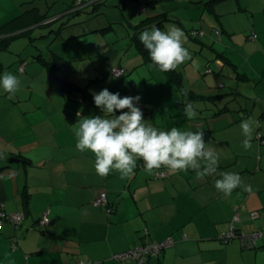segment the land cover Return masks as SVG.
<instances>
[{"label":"crops","instance_id":"crops-1","mask_svg":"<svg viewBox=\"0 0 264 264\" xmlns=\"http://www.w3.org/2000/svg\"><path fill=\"white\" fill-rule=\"evenodd\" d=\"M170 1L156 0L150 10L141 12L139 7L129 18L112 19L107 11L122 6V3L126 6L127 0H91L84 3L83 11L74 15L69 11L75 9L76 0H0V27L33 7H38L41 13L52 14L50 11H53L60 14L50 25L44 26L35 23L36 13L27 16L18 23L25 27L26 34L12 38L7 49L14 40L28 36L35 39L41 28L50 27L49 39L53 38L64 51L59 48L56 49L58 52L52 51L46 57L37 49L31 62L49 63L50 87H43L41 91L38 87H27L25 94L17 96L14 101L15 114L6 112L11 101L5 100V105H0V175L4 176L0 179V209L24 214L17 224L5 221L0 227V264H138L136 259H119L115 255L139 244L160 242L169 237L175 240L169 245L173 247H166L146 264H168L170 251L177 258L183 257L190 244L208 255L196 264H249L248 256L254 257L255 264H264V101L256 100L262 97L257 95L246 102L242 100L241 105L232 98L234 103L230 104V109L226 107L222 111L219 108L222 112L215 116H204V112L197 109L200 103L193 102L197 116L192 120L186 119V123L202 128L206 147L217 154L218 167L213 176L197 180L191 169L171 173L162 167L158 170L168 171V176L160 177L157 170L153 174L145 171L144 162L140 159L130 176L121 178L118 172L112 171L101 177L94 167V154L87 150L78 151L74 135V129L78 127L77 112L85 117L102 116L101 109L95 105L93 97L88 96L89 99L80 93V89L72 93L51 80V76H56L62 81L63 78L57 74L61 61L74 65L73 61L79 58L90 59L91 62H94V57L105 58L110 72L112 66H123L130 72L142 64H149L151 60L144 57L132 38L136 31L132 27L157 13H164L158 17H165L164 22L157 26L162 31L171 22L183 24L175 13L176 5H169ZM240 7L243 8L242 4ZM158 8L162 10L158 11ZM118 24L123 30H117ZM218 28L215 27V33L220 36ZM191 29H185L190 36ZM65 30H68L66 36L71 38H64ZM197 32L196 38L201 44L188 45L192 42L189 37L188 42L184 41L193 56L203 49L200 45H206V35H203V41L201 37L199 39L205 31ZM9 34L7 29H0V39ZM214 52L226 61H233L217 50ZM23 62L26 63L23 72L27 69H36L35 75L42 72L29 59ZM94 67L91 65L89 69L101 72L100 66ZM179 67L184 70L181 65ZM182 71L181 86H184ZM243 75L251 82L247 87H256L255 90L261 87L264 93L262 72L246 71ZM128 88L131 87L125 89L124 96L129 93ZM156 88V96L164 89L177 90L178 95L179 90L184 92L186 89L187 93H192L188 94L186 102L191 100V96L199 97L201 102L206 100L201 97L204 94L193 91L194 87ZM110 89L112 93L119 91L118 87L115 92L113 87ZM241 92L248 95L246 90ZM1 95L4 94L0 92ZM142 99L136 106L141 108L147 123L159 130H170L171 127L181 130L175 120L164 124L156 119V104L146 97ZM204 106L209 107V104ZM119 114L117 111L116 115ZM181 115L183 120V111ZM246 119L259 122V127L253 125L252 147L248 150L242 146L246 137L240 127ZM258 132L261 138L257 137ZM222 172L238 173L243 184L251 185L252 192L239 187L230 196L218 192L215 180L221 178ZM103 190L107 192L110 211L108 207L94 204ZM46 218L48 220L43 224ZM233 220H236V228L243 231L242 234H262L253 240V245L246 243L251 246H245L243 235L241 238L235 236L227 243L222 239L233 230Z\"/></svg>","mask_w":264,"mask_h":264},{"label":"rangeland","instance_id":"rangeland-1","mask_svg":"<svg viewBox=\"0 0 264 264\" xmlns=\"http://www.w3.org/2000/svg\"><path fill=\"white\" fill-rule=\"evenodd\" d=\"M147 1L127 0L126 6L122 3V6H117L114 10L107 11V14L112 19L119 17L123 19L129 18L133 12H136ZM210 1L212 0H198L197 3L192 0H171L169 2V5H176L175 13L183 20V24L171 22L168 26L174 25L180 28L186 37L184 41L188 42L187 37L192 41L187 43L188 45L201 44V42L198 43V37L190 36L185 29L193 27L190 31L193 29L199 32L205 31V33L199 35V39L201 37L202 41L203 37H205L203 35H206V45L204 47L200 45V48L202 47L203 49L198 51L197 56H193L191 50L188 49L191 59L186 60L181 65L184 69L183 71L178 67V71L161 72L158 68L152 66V61H149V64L140 65L126 76L115 77L107 70L105 58L94 57V62H91L90 59H75L73 61L74 65L63 64V61H61L57 66V74L60 78L78 84L81 87H88L91 92L95 91L96 93L105 88L112 92L110 87H113V92H115L116 87H118V93H120L121 97H124L125 94L123 92L125 89L131 87L130 89L128 88L129 93L126 96H139L141 100L146 97L152 100L156 104L154 107L156 119H160L164 124L170 122L171 119L175 120L177 121L176 126L182 127V131H198L202 129L195 128V124L186 123L187 118L184 115V119L181 120V111L184 109L186 98L188 94L192 93L189 92L185 96L184 92L180 90V95H178L177 90L164 89V91L160 90V94L156 96V87H194V92L204 94L207 97L206 100L209 107L204 110V114L207 113L210 116L215 111L220 110L219 108L229 107L231 103H234L232 98L236 99L238 90H240L239 92L244 90L248 92V95L237 98L239 100L246 102L258 95L263 99L256 98V100L264 101L262 88L257 87V90H255L256 87H247L251 82L243 78V73L246 71H250V73L257 71L258 74L260 72L264 74V0ZM182 2L183 5L181 4ZM241 4L243 8L240 7ZM146 6L150 10V6L148 4ZM50 13H53V11H50ZM59 15H55L53 18L59 17ZM209 24H212V26ZM185 25L187 28H185ZM216 26L219 27L218 30L221 33V37L218 35L219 33H215V30H217L215 29ZM162 29L167 31V28ZM50 30V27L41 28V33L37 38L20 37L11 43L10 49H0V62L2 63L0 65V76L4 72H9L16 75L20 80L19 90L11 98H9L8 93L0 91L4 94L0 96V105H5V100L12 102L10 108L6 110L7 113L15 114L14 101L18 98L17 96L21 97L25 94L27 87H38L40 91L43 90V87H50L49 63L43 61L44 64L31 62L32 58H34L33 53H37V49L38 52H43L42 54H45L44 56L46 57L52 51L58 52L56 49L60 48L59 50H62V47H59L53 41V38L49 39ZM117 30L121 31L123 28L118 24ZM253 32L257 33L256 39L250 37ZM64 33L67 34L68 30H65ZM35 34H38L37 30ZM215 34L217 36L212 38ZM258 36H260V39ZM108 39L111 40V38ZM261 39H263V42ZM185 42L184 47L187 46ZM260 45H262V48ZM216 50L233 61H226L220 54L217 56L214 52ZM62 52L64 51L62 50ZM65 56L68 57L69 55L65 54ZM25 59H29V62L35 65L34 67H40L42 72L37 73V75H35L36 69H27L26 72H20V67L23 65L22 61ZM46 61L50 62L48 58H46ZM43 65L47 66V69ZM91 65L94 69V66H100L102 68L101 72L96 71V73L93 69L90 70ZM181 71L185 77L184 86H181L183 84L179 77L181 76ZM179 80L180 84H178ZM194 99L197 103L198 99ZM252 231L248 230L251 233ZM167 247L171 248L173 246ZM186 251V254L179 258L175 257L174 253L170 251L167 263L196 264L199 259L207 258L208 256L207 253L199 251L197 246L192 244ZM127 257L135 260L132 256ZM248 259L249 264H255L253 256H248Z\"/></svg>","mask_w":264,"mask_h":264},{"label":"clouds","instance_id":"clouds-1","mask_svg":"<svg viewBox=\"0 0 264 264\" xmlns=\"http://www.w3.org/2000/svg\"><path fill=\"white\" fill-rule=\"evenodd\" d=\"M162 31L157 26L144 30L139 40L148 50L152 66L161 72L175 70L191 56L186 47L184 32L176 26H165ZM115 77H119L112 68ZM20 86V80L12 73L4 72L0 76V88L14 95ZM187 95V90H183ZM95 105L101 109L102 116H82L77 112L78 125L74 129L76 149L80 152L91 151L95 157L96 173L106 177L116 171L121 178L133 174L137 161L142 159L145 171L153 174L154 170L162 167L171 173L193 170L197 180L213 176L217 172L218 156L214 150L206 147L204 132L182 131L177 127L170 130H159L147 123L141 108L136 105L140 97L124 96L112 93L107 88L93 93ZM127 109L128 111H123ZM120 111L117 116L116 112ZM183 115L192 120L197 116L193 105L185 103ZM253 125L259 127L258 121L243 120L240 127L244 136L243 148L252 147L251 137ZM257 159H260L257 156ZM221 178L215 180V188L225 196H230L236 188L252 192L251 185H245L238 173L222 172ZM4 176L0 175V179Z\"/></svg>","mask_w":264,"mask_h":264},{"label":"trees","instance_id":"trees-1","mask_svg":"<svg viewBox=\"0 0 264 264\" xmlns=\"http://www.w3.org/2000/svg\"><path fill=\"white\" fill-rule=\"evenodd\" d=\"M91 0H86L85 2L86 3H88V2H90ZM155 1L156 0H150V1H148L146 4H148L149 6H154V3H155ZM216 0H212V1H210V2H215ZM146 4H144V5H142V6H140V11L141 12H144L146 9H147V6H146ZM85 5V4H84ZM74 7H75V9H73L72 11H69V13H71L72 15H74L75 13H77V12H79V11H83L82 9H84V6H80L79 7V5H77L76 3L74 4ZM158 11L159 10H162V9H160V8H158L157 9ZM33 13H36L37 15H38V18H37V20H36V22L35 23H40V25H42V26H44V25H50V23H52L53 22V20L52 21H49L50 19H52L53 18V16H55V15H57L56 13L54 14V13H52V14H49V13H41L40 11H38V7H33V8H31V9H29L28 11H26V12H24V13H22L21 15H18V16H16V17H13L12 19H10L9 21H7L6 23H4L3 25H1V27H0V29L1 30H6L7 29V31L9 32V33H11V34H9L7 37H5L4 39H0V49H4V48H7L8 47V45H9V43L12 41V38H14V37H17L18 35H22V34H26V30H25V27H22L21 25H18V23H20V22H23L24 21V19L27 17V16H29V15H31V14H33ZM97 15V14H96ZM162 15H164V13H157V14H155L154 16H148V17H146V18H144L143 20H141L138 24H136L134 27H132L133 29H136V31L134 32L135 34L132 36V38L134 39V41H135V43L138 45V47L140 48V50H141V52H142V54L144 55V57L148 60H151L150 59V55H149V52H148V50L147 49H145V47L143 46V44L140 42V40H139V35L142 33V30H145V29H147V30H150L151 28H152V26H159V25H161L163 22H164V18H158L159 16H162ZM92 18H94V17H91L90 19H92ZM156 18H158V19H156ZM23 19V20H22ZM35 19V18H34ZM33 19V20H34ZM57 19V18H56ZM55 19V20H56ZM33 20H31V21H33ZM55 30V29H54ZM58 32V31H57ZM198 32L197 31H194V32H192L191 31V36H193V37H197L198 36V34H197ZM252 35H256L255 37H253V39H256L257 38V33L255 32H253L251 35H250V37L252 38ZM65 36H66V34L64 33V38H65ZM68 38H71V36H69V37H67L66 36V39H68ZM23 64H25V66H26V63L25 62H23ZM112 67H121V68H123L124 69V73L121 75V76H119V77H123V76H126L128 73H129V71H127L126 70V68L125 67H123V66H112ZM24 70H25V67H24ZM23 70V71H24ZM20 71V70H19ZM23 71H20V72H23ZM180 77V80H182V78H181V76H179ZM61 79V78H60ZM51 80L52 81H54L55 83H57L58 85H61L62 87H64L63 89H65V90H68V91H70V92H74V90H77V89H80V91H82V93H83V95L85 94V96L86 97H88V96H90V97H93V94L92 93H90L88 90H87V88H84V87H81V86H79L78 84H75V83H73V82H70V81H68V80H66V79H61L62 81H59V79H57L56 78V76H51ZM58 80V81H57ZM180 80L178 81V84H180ZM237 96H236V99L237 98H242V96L244 95V96H246V94H244V93H242V92H239V90L237 91ZM201 97H203V99H205V98H207L205 95H203V96H201ZM89 98V97H88ZM194 98H197L198 99V102L200 103V106L199 107H197V109H199L200 110V112L202 113V112H204V110L205 109H207V107H205L204 106V104H206V105H208V101H203L202 100V102L200 101V99H199V97H190V99L191 100H189L187 103H191V104H195V103H193V102H195V99ZM78 99L80 100V101H83V98H79L78 97ZM90 99V98H89ZM237 102L239 103V105H241L242 103V100H239V99H237ZM196 105V104H195ZM225 108L226 107H221V110L223 111V110H225ZM229 109H230V107H228ZM237 109H240V108H237ZM236 109V110H237ZM221 110H217V111H215L214 112V114H212V116H215V115H217V114H221ZM204 116H207V113L206 114H204ZM260 132V131H259ZM257 133V137H260L261 138V133ZM156 174H157V176H160V177H166V176H168V171H166V170H157L156 171ZM25 199H27V196L25 197ZM235 222H236V220H233V229H234V231L236 232V236H237V238H241V235H242V232L239 230V229H237L236 228V225H235ZM234 238H236V237H233V238H230V239H228V240H226L224 237H223V241H225V242H230L232 239H234ZM247 241V242H246ZM174 242H175V240H174ZM248 242H250V240L249 239H247V240H245V241H243V243L245 244V246H251V245H246V243H248ZM251 242H253V241H251ZM253 245V244H252ZM255 245V244H254ZM166 248V247H165ZM164 248V249H165ZM163 249V250H164ZM162 250V251H163ZM161 251V252H162ZM161 254V253H160ZM159 254V255H160ZM158 255V256H159ZM151 257H157V256H151ZM151 257H148V260L151 258ZM148 260L146 261V263L148 262ZM145 263V264H146Z\"/></svg>","mask_w":264,"mask_h":264},{"label":"built area","instance_id":"built-area-1","mask_svg":"<svg viewBox=\"0 0 264 264\" xmlns=\"http://www.w3.org/2000/svg\"><path fill=\"white\" fill-rule=\"evenodd\" d=\"M86 0H76V4L80 6H83L84 3H85ZM256 35H252V38L255 37ZM24 67H25V64H23L21 67H20V71H23L24 70ZM112 68L115 69V71L117 72L118 75H122L124 73V69L121 68V67H111V74L113 76H115V74L112 72ZM94 204L97 205V206H105V207H108L109 206V201H108V195H107V192L106 191H101L99 192L98 196L96 197V199L94 200ZM108 210L110 211L111 208L108 207ZM253 215H257L256 212H254ZM24 217V214L23 212L21 211H18V212H15V213H7L6 211L0 209V227L2 226V224L5 222V221H11L13 222L14 224H17L18 222H20ZM48 220V218H46L45 220H43V224ZM262 233L259 232V233H255L253 235H245V234H242V238L244 240H247L249 239L250 244H252L254 239H256L258 236H260ZM237 234L236 232L234 231V229L231 231V233H228L226 235H224L223 237L228 240L230 238H233L235 237ZM174 243V239L172 237H169L168 239H165L164 241H160V242H147V243H142V244H139L133 248H131L130 250L128 251H125V252H121V253H117L115 255V257L119 258V259H122V258H125L127 256H132L134 259H136L138 261V264H145L146 261L148 260V257H151V256H158L161 251ZM80 264H84L83 262H81Z\"/></svg>","mask_w":264,"mask_h":264},{"label":"water","instance_id":"water-1","mask_svg":"<svg viewBox=\"0 0 264 264\" xmlns=\"http://www.w3.org/2000/svg\"><path fill=\"white\" fill-rule=\"evenodd\" d=\"M56 18L58 19L59 17H56ZM56 18H52V19H50L49 21H52V20L54 21Z\"/></svg>","mask_w":264,"mask_h":264}]
</instances>
